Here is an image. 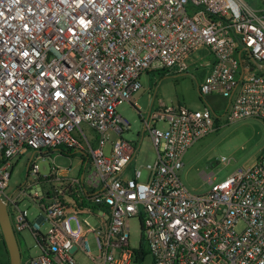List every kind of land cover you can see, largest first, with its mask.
<instances>
[{
	"label": "built area",
	"instance_id": "built-area-1",
	"mask_svg": "<svg viewBox=\"0 0 264 264\" xmlns=\"http://www.w3.org/2000/svg\"><path fill=\"white\" fill-rule=\"evenodd\" d=\"M202 49L213 63L201 96L228 98L227 122H264V70L253 62L264 66V0H0V200L16 235L30 231L41 248L22 264H146L131 248L134 219L152 264H264V161L205 195L181 180L185 155L215 131L210 107L142 115L156 161L125 176L137 147L118 108L133 105L144 75L188 70ZM52 152L82 155L81 169L53 163L41 178L36 161ZM26 154L35 184L53 187L8 196L12 161ZM26 197L35 221L20 209Z\"/></svg>",
	"mask_w": 264,
	"mask_h": 264
},
{
	"label": "rangeland",
	"instance_id": "rangeland-1",
	"mask_svg": "<svg viewBox=\"0 0 264 264\" xmlns=\"http://www.w3.org/2000/svg\"><path fill=\"white\" fill-rule=\"evenodd\" d=\"M204 57V60H200ZM192 65L188 70L180 72H150L142 77L143 88L138 92L133 105L125 103L118 108V113L130 123V129L125 131L123 138L137 147V155L127 169L126 175H130L135 169L147 174L146 166L156 161V149L147 133H144L142 115L148 116L149 112L158 111L162 106L179 108L181 106L190 110H203L206 106L214 111L215 131L199 140L189 150L184 158L185 167L180 172V177L186 188L195 195H205L213 186L231 176L240 168H247L264 161V122L255 118L242 119L236 122H227L225 113L229 105V99L221 95H209L202 97L199 86L208 76L213 56L206 49L198 51L190 60ZM158 127L164 128L160 122ZM91 138L93 132L88 126H84ZM93 146L96 142L92 140ZM82 155L70 154L60 157L52 152L47 162L38 159L40 177L45 179L50 174V164L60 167H72L73 175H76L82 167ZM226 158L229 164L222 162ZM31 154L16 158L12 161L11 180L6 194L11 196L19 189H25L33 184L32 194L42 193L44 187L36 183L37 175H28V167ZM92 168L89 163L88 169ZM213 179L212 184L210 180ZM48 185V184H47ZM46 185V186H47ZM55 185V184H54ZM49 187L51 185H48ZM20 209L29 212V219L35 221L40 211L34 202L26 197L20 202ZM11 212V209H10ZM131 248L138 250L141 244L142 228L139 219L131 221ZM21 245L22 258L39 256L41 248L33 234L26 230L17 234ZM92 252L97 255V247L91 238ZM0 227V257L7 260L9 253ZM76 258L83 264H91L80 255ZM10 259V257H9ZM146 264H152L148 258Z\"/></svg>",
	"mask_w": 264,
	"mask_h": 264
},
{
	"label": "water",
	"instance_id": "water-1",
	"mask_svg": "<svg viewBox=\"0 0 264 264\" xmlns=\"http://www.w3.org/2000/svg\"><path fill=\"white\" fill-rule=\"evenodd\" d=\"M254 64L261 70H264V66L253 61ZM29 175V167H28ZM0 227L5 240V245L9 253L10 264H22V253L19 245L17 235L14 231L11 217L8 209V203L6 200H0Z\"/></svg>",
	"mask_w": 264,
	"mask_h": 264
},
{
	"label": "trees",
	"instance_id": "trees-1",
	"mask_svg": "<svg viewBox=\"0 0 264 264\" xmlns=\"http://www.w3.org/2000/svg\"><path fill=\"white\" fill-rule=\"evenodd\" d=\"M171 70H163V71H160V72H170ZM159 72V73H160ZM63 150V149H62ZM73 154H74V152H73ZM51 185L50 187L48 186V185ZM40 185H42L43 187H44V190H48L49 188H52L53 186H52V183H48V181L47 182H43V181H40ZM47 185V186H46ZM6 252H7V250H6ZM8 253V252H7ZM137 254L139 255V260L142 262V261H147V259L149 258V253L147 252V250H146V246H145V244H144V242H141V244H140V248H139V250H138V252H137ZM0 264H10V259H9V256H8V258H7V260H4V259H2L1 257H0Z\"/></svg>",
	"mask_w": 264,
	"mask_h": 264
},
{
	"label": "crops",
	"instance_id": "crops-1",
	"mask_svg": "<svg viewBox=\"0 0 264 264\" xmlns=\"http://www.w3.org/2000/svg\"><path fill=\"white\" fill-rule=\"evenodd\" d=\"M188 152H189V151H188ZM187 154H188V153H187ZM187 154H186V155H187ZM186 155H185V157H186ZM184 167H185V166H184ZM126 172H127V170H126ZM132 172H133V171H132ZM132 172H131V174L128 175V176H131V175H132ZM125 176H127L126 173H125Z\"/></svg>",
	"mask_w": 264,
	"mask_h": 264
},
{
	"label": "flooded vegetation",
	"instance_id": "flooded-vegetation-1",
	"mask_svg": "<svg viewBox=\"0 0 264 264\" xmlns=\"http://www.w3.org/2000/svg\"><path fill=\"white\" fill-rule=\"evenodd\" d=\"M19 241V240H18ZM19 245H20V242H19ZM20 249H21V245H20ZM22 252V251H21Z\"/></svg>",
	"mask_w": 264,
	"mask_h": 264
}]
</instances>
